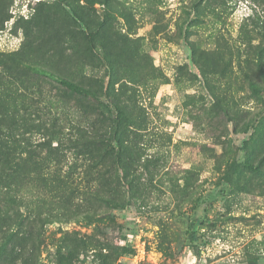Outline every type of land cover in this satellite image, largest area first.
<instances>
[{
	"label": "rangeland",
	"instance_id": "rangeland-1",
	"mask_svg": "<svg viewBox=\"0 0 264 264\" xmlns=\"http://www.w3.org/2000/svg\"><path fill=\"white\" fill-rule=\"evenodd\" d=\"M0 264H264V0H0Z\"/></svg>",
	"mask_w": 264,
	"mask_h": 264
},
{
	"label": "trees",
	"instance_id": "trees-1",
	"mask_svg": "<svg viewBox=\"0 0 264 264\" xmlns=\"http://www.w3.org/2000/svg\"><path fill=\"white\" fill-rule=\"evenodd\" d=\"M36 70L38 71H42V72H48L46 69H43L41 67H34ZM65 84H67L68 86L74 88V89H78V90H84V87L77 84L75 81L70 80L68 78L65 77H59Z\"/></svg>",
	"mask_w": 264,
	"mask_h": 264
}]
</instances>
